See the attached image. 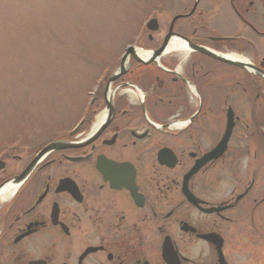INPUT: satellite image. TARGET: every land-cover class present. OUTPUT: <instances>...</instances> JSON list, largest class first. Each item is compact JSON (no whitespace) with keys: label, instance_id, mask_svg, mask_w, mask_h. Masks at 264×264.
Returning <instances> with one entry per match:
<instances>
[{"label":"flooded vegetation","instance_id":"flooded-vegetation-1","mask_svg":"<svg viewBox=\"0 0 264 264\" xmlns=\"http://www.w3.org/2000/svg\"><path fill=\"white\" fill-rule=\"evenodd\" d=\"M148 14L74 121L0 141V264H264V0Z\"/></svg>","mask_w":264,"mask_h":264},{"label":"rangeland","instance_id":"rangeland-1","mask_svg":"<svg viewBox=\"0 0 264 264\" xmlns=\"http://www.w3.org/2000/svg\"><path fill=\"white\" fill-rule=\"evenodd\" d=\"M160 1L0 0V141L74 121L102 57L133 40Z\"/></svg>","mask_w":264,"mask_h":264},{"label":"water","instance_id":"water-1","mask_svg":"<svg viewBox=\"0 0 264 264\" xmlns=\"http://www.w3.org/2000/svg\"><path fill=\"white\" fill-rule=\"evenodd\" d=\"M201 50H203L204 52H206V53H208L210 55H213V56H216V57L220 58V56L216 55L215 53L209 52V51L204 50V49H201ZM249 67H251V66H249Z\"/></svg>","mask_w":264,"mask_h":264},{"label":"bare ground","instance_id":"bare-ground-1","mask_svg":"<svg viewBox=\"0 0 264 264\" xmlns=\"http://www.w3.org/2000/svg\"><path fill=\"white\" fill-rule=\"evenodd\" d=\"M172 45H175V42H174V44H172ZM141 53V52H140ZM141 54H145V53H141Z\"/></svg>","mask_w":264,"mask_h":264}]
</instances>
